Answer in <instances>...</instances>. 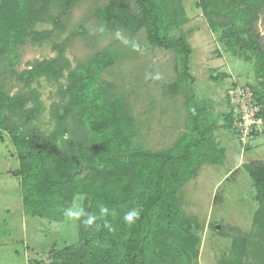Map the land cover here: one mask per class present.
Segmentation results:
<instances>
[{
  "label": "rangeland",
  "instance_id": "rangeland-1",
  "mask_svg": "<svg viewBox=\"0 0 264 264\" xmlns=\"http://www.w3.org/2000/svg\"><path fill=\"white\" fill-rule=\"evenodd\" d=\"M178 1L187 22L171 30L168 37L183 38L191 50L189 78L182 79V55L174 49L152 47L145 29L134 34L107 30L98 15L109 0H76L67 8L54 4L22 43L2 36L0 93L9 101L22 97L23 109L33 108L38 115L27 124L19 109L11 111L5 103L0 104V121L18 129L34 126L44 135L50 134L53 115L62 113L68 103L65 88L71 85L70 77L107 52L111 63L99 72L98 87L103 100L121 102L118 109L133 121L135 142L141 150L164 151L185 136L193 137L186 128L185 101L194 100L204 110L200 125L206 130L205 148L219 160L198 167L196 176L181 187L180 209L197 224L191 231L198 239L195 264H231L232 238L250 233L258 208L254 179L245 166L264 165V120L258 104L259 122L251 125L249 133L234 124L232 130H225L224 118L231 111L230 92L248 90L247 97L256 93L264 102V4L245 32L236 34L235 29L223 27L230 20L222 14L212 11L207 19L199 0ZM38 33L45 38L35 40ZM248 45L256 46L259 53L252 54ZM54 60L56 77H34L26 85L22 74ZM172 84L180 87L178 94L168 93ZM237 108L234 105V111ZM65 123L69 133L57 140L60 150L74 152L80 145L98 144L100 136L81 124L74 111L66 115ZM18 171L16 148L0 126V264H50L55 252L77 242V220L64 216L59 223L27 215ZM85 200L77 194L71 205L75 202L83 207ZM249 261L255 264L253 259Z\"/></svg>",
  "mask_w": 264,
  "mask_h": 264
},
{
  "label": "trees",
  "instance_id": "trees-1",
  "mask_svg": "<svg viewBox=\"0 0 264 264\" xmlns=\"http://www.w3.org/2000/svg\"><path fill=\"white\" fill-rule=\"evenodd\" d=\"M75 1L0 0V42L4 36L13 43H22L28 31L48 15L54 4L67 8ZM198 3L207 19L212 11L222 14L230 20L223 27L235 29L239 34L252 23L264 0H199ZM98 17L112 32L134 34L145 29L152 47L174 49L182 55V79L189 78L191 50L183 38L168 37L171 30L187 22L178 0H109ZM58 23L55 18V24ZM35 37V40L44 39L45 34L38 33ZM231 37L237 38L234 33ZM248 47L252 54L259 53L256 46ZM58 52L60 55L61 50ZM107 53L70 77L71 85L65 88L68 103L61 108L62 113L53 115L55 124L50 134L44 135L34 126L18 129L0 121L19 159L17 174L21 178L24 212L62 223L64 210L71 206V199L77 194L86 197L83 208L89 213L99 216L100 205L109 209V215L97 221L101 225L99 231L77 220V242L55 252L50 264H195L198 239L191 231L197 224L181 211L178 193L188 179L196 176L198 167L219 160L205 148L206 130L200 125L204 110L187 98L186 128L194 133L193 137L185 136L164 151L141 150L135 142L133 121L118 109L121 102L103 100L98 87L99 72L111 63ZM262 58L263 55L258 57L259 62ZM57 68V60L37 64L22 74L24 82L28 86L34 77H56ZM179 92L178 84L168 88L171 95ZM253 97L264 120L263 98L256 93ZM23 100L17 97L9 101L0 93V104L7 103L11 111L19 109L28 124L38 111L24 110ZM71 110L81 124L86 123L100 136L98 144L85 148L80 145L74 152L58 148L57 140L69 133L65 117ZM224 121L223 128L232 130L230 110ZM245 168L254 179L258 208L250 233L232 238L231 264H254L249 259L264 264V165L250 163ZM133 208L141 210L140 218L129 227L123 215ZM104 220L114 231L103 227Z\"/></svg>",
  "mask_w": 264,
  "mask_h": 264
},
{
  "label": "clouds",
  "instance_id": "clouds-1",
  "mask_svg": "<svg viewBox=\"0 0 264 264\" xmlns=\"http://www.w3.org/2000/svg\"><path fill=\"white\" fill-rule=\"evenodd\" d=\"M141 210L138 208H133L123 215L124 223L131 227L136 221L140 218ZM64 216L69 220H79L85 227L93 228L99 231L101 225L97 223L98 220L103 219L109 215V209L106 206H99V216L93 213L85 211V209L80 206L78 203H73L70 207L66 208L63 212ZM103 227L108 229V231H114L112 225L104 220Z\"/></svg>",
  "mask_w": 264,
  "mask_h": 264
},
{
  "label": "built area",
  "instance_id": "built-area-1",
  "mask_svg": "<svg viewBox=\"0 0 264 264\" xmlns=\"http://www.w3.org/2000/svg\"><path fill=\"white\" fill-rule=\"evenodd\" d=\"M247 93H249L248 90L241 93L233 91L228 94V103L232 112L233 124L236 126L234 127L239 131L243 130L244 133L246 131L249 133L251 125L259 122H256V115L258 112L256 111V108H258L257 103L253 94H249L247 97ZM234 105L238 106V108L235 109L236 111H234ZM238 110H240V112Z\"/></svg>",
  "mask_w": 264,
  "mask_h": 264
},
{
  "label": "water",
  "instance_id": "water-1",
  "mask_svg": "<svg viewBox=\"0 0 264 264\" xmlns=\"http://www.w3.org/2000/svg\"><path fill=\"white\" fill-rule=\"evenodd\" d=\"M220 227L219 226H216L215 229H219Z\"/></svg>",
  "mask_w": 264,
  "mask_h": 264
}]
</instances>
